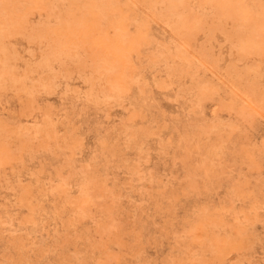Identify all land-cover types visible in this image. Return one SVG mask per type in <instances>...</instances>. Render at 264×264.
I'll return each mask as SVG.
<instances>
[{
  "label": "rangeland",
  "instance_id": "obj_1",
  "mask_svg": "<svg viewBox=\"0 0 264 264\" xmlns=\"http://www.w3.org/2000/svg\"><path fill=\"white\" fill-rule=\"evenodd\" d=\"M0 264H264V0H0Z\"/></svg>",
  "mask_w": 264,
  "mask_h": 264
}]
</instances>
